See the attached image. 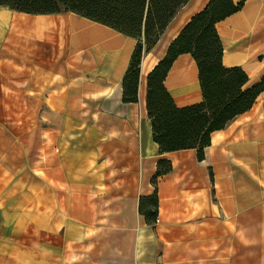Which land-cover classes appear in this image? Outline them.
<instances>
[{"label": "crops", "instance_id": "0c3cea01", "mask_svg": "<svg viewBox=\"0 0 264 264\" xmlns=\"http://www.w3.org/2000/svg\"><path fill=\"white\" fill-rule=\"evenodd\" d=\"M215 24L225 68L264 78V0ZM209 0H189L122 83L137 40L71 11L0 6V264H264V91L197 149L160 153L147 76ZM163 86L202 102L190 54ZM160 161L171 170L152 182ZM156 197V206L145 199ZM141 203V210H140ZM157 220V221H156Z\"/></svg>", "mask_w": 264, "mask_h": 264}, {"label": "trees", "instance_id": "16d2710c", "mask_svg": "<svg viewBox=\"0 0 264 264\" xmlns=\"http://www.w3.org/2000/svg\"><path fill=\"white\" fill-rule=\"evenodd\" d=\"M189 0H0V6L28 14L71 11L137 40L122 83V101L136 102L140 62L144 51L158 42L177 12ZM242 3L209 0L170 43L165 57L147 76V116L152 138L160 153L197 149L198 159L210 144V134L222 130L236 116L249 110L264 91V78L246 87L247 75L240 68H225L215 24L236 13ZM190 54L197 66L202 102L178 108L163 86L177 56ZM171 170L160 161L152 182ZM156 206V197L145 199ZM141 210V203H140Z\"/></svg>", "mask_w": 264, "mask_h": 264}, {"label": "built area", "instance_id": "2783aa9c", "mask_svg": "<svg viewBox=\"0 0 264 264\" xmlns=\"http://www.w3.org/2000/svg\"><path fill=\"white\" fill-rule=\"evenodd\" d=\"M157 221V220H156Z\"/></svg>", "mask_w": 264, "mask_h": 264}]
</instances>
